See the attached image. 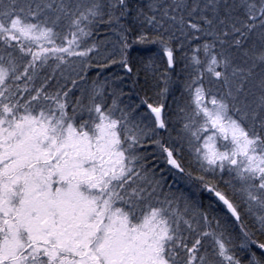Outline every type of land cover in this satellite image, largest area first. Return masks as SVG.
I'll use <instances>...</instances> for the list:
<instances>
[{"label":"snow or ice","instance_id":"6c2138e0","mask_svg":"<svg viewBox=\"0 0 264 264\" xmlns=\"http://www.w3.org/2000/svg\"><path fill=\"white\" fill-rule=\"evenodd\" d=\"M0 264H264V0H0Z\"/></svg>","mask_w":264,"mask_h":264},{"label":"rangeland","instance_id":"374dc122","mask_svg":"<svg viewBox=\"0 0 264 264\" xmlns=\"http://www.w3.org/2000/svg\"><path fill=\"white\" fill-rule=\"evenodd\" d=\"M105 75H106V73H105ZM168 180H169V183H173V187H174V188L182 189V190H184L185 192H189V191H191V189H189V188H188V187H187L182 181H179V182H173L171 176L168 177ZM202 199L205 201V203L207 202V200H208V196H207L206 193L203 194ZM245 219L247 220V222H248L249 224L251 223V220H250L249 218L246 217Z\"/></svg>","mask_w":264,"mask_h":264}]
</instances>
